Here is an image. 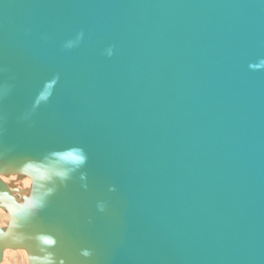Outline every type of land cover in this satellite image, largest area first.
Here are the masks:
<instances>
[{
	"label": "water",
	"instance_id": "95a60500",
	"mask_svg": "<svg viewBox=\"0 0 264 264\" xmlns=\"http://www.w3.org/2000/svg\"><path fill=\"white\" fill-rule=\"evenodd\" d=\"M0 208V262L264 264V0H0Z\"/></svg>",
	"mask_w": 264,
	"mask_h": 264
},
{
	"label": "rangeland",
	"instance_id": "374dc122",
	"mask_svg": "<svg viewBox=\"0 0 264 264\" xmlns=\"http://www.w3.org/2000/svg\"><path fill=\"white\" fill-rule=\"evenodd\" d=\"M2 178H4V180L6 181V182H9V181H11V180H15V182H17L16 184H18V186H21V187H25V186H23L24 184H26V181H28L29 183V185L27 186V184H26V187H29L30 185H31V183L32 182H30V181H32L29 177H25V178H23L22 180L20 179L19 181H18V179L16 178V176H10V177H3L2 176ZM28 179V180H27ZM17 180V181H16ZM23 181H25V183L23 184ZM20 184V185H19ZM9 218V214H8V212L6 213V211H4L3 209H1L0 208V227L1 226H5L6 224H7V221L9 220L8 219ZM10 251H11V253H10ZM9 252V253H8ZM14 253H17V252H15L14 250L12 251V250H9V251H7L6 252V255H5V259H4V263L2 262L1 264H26L27 263V261H28V263H29V260H27V258H29V257H27L28 256V253H26V251H25V255H24V257H21V256H17V255H14ZM8 254V255H7ZM12 254V255H11ZM27 255V256H26ZM23 259V260H22ZM23 261V262H22Z\"/></svg>",
	"mask_w": 264,
	"mask_h": 264
},
{
	"label": "bare ground",
	"instance_id": "6f19581e",
	"mask_svg": "<svg viewBox=\"0 0 264 264\" xmlns=\"http://www.w3.org/2000/svg\"><path fill=\"white\" fill-rule=\"evenodd\" d=\"M12 176H14V175H12ZM3 180H4V178H2ZM22 180V179H21ZM28 180V179H27ZM17 181V180H16ZM19 181V180H18ZM30 182H32V181H30ZM17 183V182H16ZM25 183V181H23V184ZM29 182L28 181H26V184H27V186L30 184H28ZM26 184H24L23 186H25V187H21V188H26ZM18 185V184H17ZM20 185V184H19ZM6 213H7V211H6ZM9 219V218H8ZM9 250H14L15 252H17V253H14V255H17V256H21V257H24V255H25V251L26 250H24V249H7V250H5L4 251V255H3V260H2V262L4 261V259H5V255H6V252L7 251H9ZM9 253V252H8ZM10 253H11V251H10ZM26 253H27V251H26ZM8 255V254H7ZM12 255V254H11ZM27 256V255H26ZM28 257V256H27ZM23 260V259H22ZM27 260H28V258H27ZM2 262H0V264L2 263ZM23 262V261H22ZM4 263V262H3ZM26 264H28V261H27V263Z\"/></svg>",
	"mask_w": 264,
	"mask_h": 264
}]
</instances>
